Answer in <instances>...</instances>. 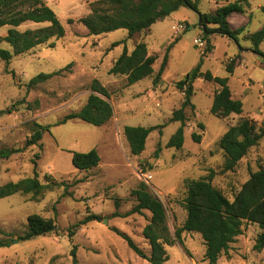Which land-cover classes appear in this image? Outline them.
Returning <instances> with one entry per match:
<instances>
[{
  "label": "rangeland",
  "instance_id": "1",
  "mask_svg": "<svg viewBox=\"0 0 264 264\" xmlns=\"http://www.w3.org/2000/svg\"><path fill=\"white\" fill-rule=\"evenodd\" d=\"M45 1L65 27L66 36L53 38L50 42L54 47H37L14 56L9 63L0 58V150H15L9 159L0 162V186L33 177L35 171L42 183L53 180L65 185L48 189L37 199L32 194L20 193L0 199V242H10L0 247V264H73L74 249L77 264H150L112 230L117 228L128 234L149 254L150 245L143 230L149 223L150 213L113 215L116 212L124 215L134 207L136 202L131 192L141 183L163 203L172 232L185 220L181 206L186 193L185 180L213 175L212 184L233 199L250 174L264 167V138L232 171L224 170L225 154L219 141L229 126L236 125L243 117L264 128V64L250 50L252 42L245 37L240 36L237 44L227 36L212 35L214 48L210 54L203 55L202 71L228 77L233 97L242 100L244 113L227 119L214 116L211 108L219 86L197 79L192 98L195 110H186L185 143L180 150L168 148L170 138L181 126L180 122H169L184 98L176 84L192 71L208 46L200 29L199 14L182 7L152 26L144 39L149 53L158 58L156 72L171 46L162 80L157 86L153 84V77L128 86L125 76L109 74L125 44L112 46L127 40L128 32L121 29L107 35H91L79 19L91 12L96 0ZM234 1L200 0L199 10L208 13ZM261 6L264 0H252L246 15L234 14L229 18L231 27L238 29L248 24L251 17L247 30H259L264 25ZM47 26L48 23L28 22L16 29L26 31ZM11 28H0V49L12 52V47L1 41ZM196 39L206 44L201 47L195 44ZM126 46L131 52L133 41L127 40ZM260 49L264 53V42ZM239 54L241 61L234 73L229 74L226 65ZM60 71L59 75L29 88V82L36 76ZM95 79L111 92L113 118L103 127L81 120L57 125L86 105ZM33 122L52 127L44 131L38 145L27 148L25 142L31 136ZM200 123L203 128L199 127ZM157 125L165 127L149 135L140 156L132 155L124 128ZM193 133L201 136L200 143L192 139ZM93 149L101 156L99 166L88 172L76 169L72 153H88ZM147 175L152 179L145 182ZM114 198L120 200L119 208ZM33 214L53 219L57 229L30 241H21L19 237L26 231L28 217ZM92 214L102 219L74 227ZM71 231L75 232L72 236ZM259 232L257 225L246 224L243 234L217 264H264V249H255ZM183 238V245L176 243L167 247L166 264H209L202 237L184 233Z\"/></svg>",
  "mask_w": 264,
  "mask_h": 264
},
{
  "label": "trees",
  "instance_id": "2",
  "mask_svg": "<svg viewBox=\"0 0 264 264\" xmlns=\"http://www.w3.org/2000/svg\"><path fill=\"white\" fill-rule=\"evenodd\" d=\"M252 0H236L223 6H218L208 13H201L199 10L200 0H96L92 3L91 12L79 19L89 33L94 36L107 35L117 30L128 32L127 40L133 41V50L128 51L127 40L116 42L112 47L125 44L122 55L114 62L109 71L113 76H125L127 85L132 86L153 77V84L157 86L161 80L168 63L167 49L158 72H156L157 56L150 54L147 41L152 26L160 21L166 20L174 12L182 7L191 9L199 14L200 29L204 39L207 41V48L202 54L197 65L187 73V75L177 82V88L184 94L181 107L172 113L169 122H180L181 126L170 138L167 147L180 150L185 143L184 127L187 119L186 110H195L192 102L194 96V83L197 79L214 83L219 86L213 97L211 112L219 119H227L231 115H242L244 105L241 99L233 97L229 86V78L215 76L211 71H202L204 64L203 55L210 54L214 48L211 44L212 35L227 36L240 44L241 38L250 40L252 47L250 50L259 56L264 64V53L260 46L264 42V25L257 31L251 32L248 25L251 23L249 17L248 24L233 29L229 18L234 14L246 15L251 7ZM264 14V6L260 7ZM33 23H48L49 26L39 29H27L19 31L16 28L21 25ZM4 26L12 27L8 34L1 38L12 47V52L0 49V58L9 63L14 56L26 54L37 47L55 44L50 41L61 39L66 36V29L58 19V16L51 9L45 0H0V28ZM190 25H188L189 28ZM241 54L232 58L226 65L229 74H233L235 68L241 61ZM60 72L52 74H40L33 78L28 86L35 87L44 83ZM91 94L86 105L78 112L68 114L60 120L57 125H62L71 120H81L96 127L105 126L114 116V107L109 102L111 92L99 80L95 79L90 86ZM52 126H43L38 122L30 125L31 136L25 142V147L38 145L43 138L44 131ZM165 125L152 127H132L124 128V136L128 143L130 152L134 156H140L146 149V142L149 135L156 130H161ZM203 128V124H199ZM264 138V128H259L257 122L243 117L236 124L229 126L225 134L219 141V147L225 154L224 170H234L240 161L248 153L259 145ZM192 139L200 143L201 136L192 134ZM15 150H0V162L9 159ZM160 148L156 151L157 158ZM73 166L84 172H88L99 166L101 156L96 149L88 153L73 152ZM37 157V156H36ZM39 156L37 157V159ZM213 175L200 179H188L184 181L186 189L185 197L181 201V206L185 212V220L182 225L172 232L167 211L161 200L152 194L145 183L131 192L135 199L134 207L122 215L116 212L113 216L128 217L132 214H142L144 211L150 213L149 223L143 230L145 239L150 245V252L146 254L126 233L117 228H112L114 233L122 237L129 248L139 257L147 260L150 264H166L169 259L167 247H172L176 243L184 244V233L199 234L206 246L205 258L209 264H217L219 258L228 253L230 246L240 235L243 234L246 224H255L260 228L255 249H264V167L250 174L249 179L241 186V189L233 196V199L225 195L221 190L212 184ZM65 185L60 182L47 181L42 183L35 171L33 177L24 178L18 182H9L0 186V199L10 197L15 194L32 196L37 199L46 190L56 186ZM116 208L121 206L119 199H115ZM102 218L97 214L86 217L81 222L74 225L75 228L87 224L90 221H100ZM55 221L51 218H44L41 215L33 214L28 217L27 229L21 241H30L35 238L45 236L56 231ZM71 231V236L74 235ZM3 234H5L3 232ZM10 242H0V247L8 245ZM73 264H77L75 249L72 251Z\"/></svg>",
  "mask_w": 264,
  "mask_h": 264
},
{
  "label": "built area",
  "instance_id": "3",
  "mask_svg": "<svg viewBox=\"0 0 264 264\" xmlns=\"http://www.w3.org/2000/svg\"><path fill=\"white\" fill-rule=\"evenodd\" d=\"M195 44L203 47L206 44V42L204 40H202V39H196L195 40ZM151 179H152V176L151 175H147L145 177V182H148V180H151Z\"/></svg>",
  "mask_w": 264,
  "mask_h": 264
},
{
  "label": "crops",
  "instance_id": "4",
  "mask_svg": "<svg viewBox=\"0 0 264 264\" xmlns=\"http://www.w3.org/2000/svg\"><path fill=\"white\" fill-rule=\"evenodd\" d=\"M179 11H180V9H179L178 11L174 12L173 14H175V13H177V12H179ZM173 14H172V15H173ZM185 21H187V20H185ZM199 32H200V31H199ZM259 64L261 65V63H260V62H259Z\"/></svg>",
  "mask_w": 264,
  "mask_h": 264
}]
</instances>
